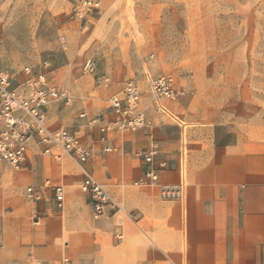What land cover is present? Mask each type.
I'll list each match as a JSON object with an SVG mask.
<instances>
[{"label":"crops","instance_id":"1","mask_svg":"<svg viewBox=\"0 0 264 264\" xmlns=\"http://www.w3.org/2000/svg\"><path fill=\"white\" fill-rule=\"evenodd\" d=\"M70 95L68 107L48 108V126L76 131L92 156L81 167L34 143L22 169L0 172V264H264V118L236 106L235 94H193L203 101L189 106L191 114L178 108L182 96L161 100L162 114L142 94L150 126L101 142L79 114L110 120L115 94L106 104L83 97L77 109ZM152 141L166 166L159 184L182 183L180 199L163 200L158 187L140 184L145 166L135 152ZM84 171L108 186L121 212L93 215L80 189ZM54 186L64 189L62 210ZM28 187L39 192L34 202Z\"/></svg>","mask_w":264,"mask_h":264},{"label":"rangeland","instance_id":"2","mask_svg":"<svg viewBox=\"0 0 264 264\" xmlns=\"http://www.w3.org/2000/svg\"><path fill=\"white\" fill-rule=\"evenodd\" d=\"M81 1L0 0V67L45 73L74 109L83 97L106 104L128 81L150 94L149 73L175 78L182 113L203 101L193 94H235L264 118V0H94L76 17Z\"/></svg>","mask_w":264,"mask_h":264},{"label":"built area","instance_id":"3","mask_svg":"<svg viewBox=\"0 0 264 264\" xmlns=\"http://www.w3.org/2000/svg\"><path fill=\"white\" fill-rule=\"evenodd\" d=\"M99 8L94 0H82L75 7V16ZM95 64L88 59L83 65L86 73L95 70ZM152 105L156 111L165 113L161 100L176 101L183 95L176 87L172 75L145 74ZM143 91L133 81L125 83L121 91L108 100L110 120L103 116L88 117L80 113V119H86L88 130L98 129L100 141H105L109 133L136 132L150 126L146 110L141 107ZM72 97L66 90L55 86L43 72L34 71L30 66L22 67L18 72L9 73L0 67V163L13 170H20L25 166L31 145L43 146V154L49 155L54 148L60 150L68 158L83 167L92 156V149L85 144L76 131L67 127L52 129L48 126V108L52 105L68 107ZM104 152H113L115 147L105 146ZM136 157L145 166L140 184L159 188V196L163 200L180 199L183 184L168 186L159 184V174L165 169V164L158 161L160 147L152 141L146 149L137 150ZM81 191L87 195L89 205L95 217L103 216L111 211L112 214L121 212L119 203L111 194L108 186L97 182L84 171V179L80 184ZM53 199L57 210H62L64 203V189L54 186ZM30 202L38 199L39 192L28 187L25 191ZM121 223V218L118 219ZM120 238V236H119ZM61 264H69L63 259Z\"/></svg>","mask_w":264,"mask_h":264}]
</instances>
